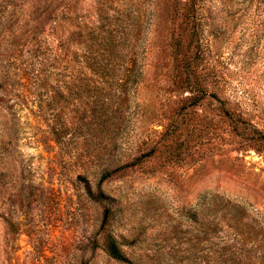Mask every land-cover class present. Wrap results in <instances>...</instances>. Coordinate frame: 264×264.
Segmentation results:
<instances>
[{
  "label": "rangeland",
  "instance_id": "1",
  "mask_svg": "<svg viewBox=\"0 0 264 264\" xmlns=\"http://www.w3.org/2000/svg\"><path fill=\"white\" fill-rule=\"evenodd\" d=\"M183 1L0 0V264L264 260V137L248 130L264 132V0H199L196 23ZM36 4L68 7L62 39L48 20L34 29ZM123 28L139 29L141 77L94 133L85 57Z\"/></svg>",
  "mask_w": 264,
  "mask_h": 264
},
{
  "label": "trees",
  "instance_id": "2",
  "mask_svg": "<svg viewBox=\"0 0 264 264\" xmlns=\"http://www.w3.org/2000/svg\"><path fill=\"white\" fill-rule=\"evenodd\" d=\"M198 2L199 0H184L182 2L184 5L183 16L192 23H196V21L199 19ZM34 9L36 12H30L27 16L33 22V24L35 23V20H38L37 23L39 27H34V29L45 30L44 23L48 20V22L53 24V27L57 29V33L58 28L63 25V20L67 19L66 15L68 14L69 10L68 7L57 9L56 6H50L49 4H36ZM37 23L35 24L37 25ZM193 32H195V30ZM59 37L62 39V35H59ZM95 38H97V36ZM103 38L106 39V41L103 43H97L98 48L94 53H91V57H85L86 68L89 69L90 76L85 78L87 83H82V86L84 85L90 87L94 92L92 94V107L89 111L90 121L86 125V128L94 133H98L100 131L109 132L114 128L112 123L124 115V108H126V106L124 107V104L129 100L128 88L130 86L137 85L142 73L139 69L140 66L138 65V58L140 56V51H138V48L142 46V41L140 40L141 37L139 36V29H137V32L134 35H129V30L126 28H123L120 31V34L117 36L115 33L110 31L109 34ZM190 47L191 43L188 42L185 50H183L182 53H184ZM182 59L183 62H185L184 66L189 70V72L185 74L186 84L189 85L194 83V85L190 86V90L195 92L198 90L199 83L195 79L194 71L191 67V62L193 61L185 57H182ZM75 79L79 80L80 82L84 80L79 76H76L75 78L72 77L69 83L70 86L77 85ZM35 80L36 87H42L44 83L50 80V72L44 71L42 73H38L35 76ZM111 87L120 88L118 96H115L114 93H111ZM200 92L205 94V91L203 92L202 89ZM202 94L199 95L198 93H194L190 98L191 100L189 104L196 105L200 99L203 98L201 96ZM117 100L120 102L118 103ZM223 112L228 118L233 120L234 129H239V126L247 125L246 123H248L243 114L239 112L237 113L236 111H231L229 109L228 111L224 109ZM242 129L247 130L248 128L242 127ZM248 130L251 131L252 134L264 137V132L254 125H251L250 129ZM111 174L112 171L110 167H105L100 173L99 180L103 181L110 177ZM106 248L108 254L111 257L118 260L125 258L114 237L107 236ZM258 260L259 264H264L263 256L258 257ZM252 264L255 263L252 262Z\"/></svg>",
  "mask_w": 264,
  "mask_h": 264
}]
</instances>
